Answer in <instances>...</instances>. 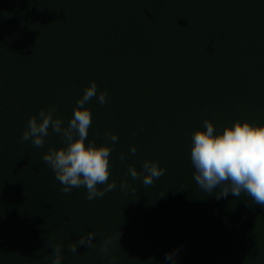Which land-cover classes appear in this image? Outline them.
Masks as SVG:
<instances>
[{"label": "trees", "instance_id": "trees-1", "mask_svg": "<svg viewBox=\"0 0 264 264\" xmlns=\"http://www.w3.org/2000/svg\"><path fill=\"white\" fill-rule=\"evenodd\" d=\"M93 81L86 143L112 149L116 189L89 201L42 159L60 136L22 135L41 109L67 126ZM206 119L264 126V0H0V264H52L54 244L62 264H264V207L194 180ZM145 161L165 169L147 187L127 174ZM91 231L94 249L68 251Z\"/></svg>", "mask_w": 264, "mask_h": 264}, {"label": "clouds", "instance_id": "clouds-1", "mask_svg": "<svg viewBox=\"0 0 264 264\" xmlns=\"http://www.w3.org/2000/svg\"><path fill=\"white\" fill-rule=\"evenodd\" d=\"M97 84L93 81L84 90L82 98L76 102V109L67 126L63 120L54 115L57 111L50 108L47 112L41 109L36 116H32L22 140L38 148L44 147L49 130L62 138L63 146L59 149H50L43 156L60 182L62 192L69 194L73 188L85 187L89 201L102 198L106 193L116 189V183H109L110 154L112 149L107 145L97 146L87 141L89 128L92 123L91 112L85 107L89 101L97 97ZM107 91L99 92L98 102L104 106L107 102ZM107 139L115 144L118 137L112 134ZM191 164L194 167V180L201 190L212 195L215 190L216 198L227 197L231 193L235 197L245 194L251 199V204L264 207V126H256L247 121L237 120L232 126L225 127L218 133L212 122L205 120L203 130H197L191 137ZM131 154L135 155V146L130 147ZM121 162L126 160L125 154L119 157ZM143 173L134 166L128 168L133 180L142 178L145 187L153 185L155 179L164 175L165 169L157 163L145 161L142 165ZM98 186H105L102 190ZM128 187L122 181L120 188L123 191ZM95 231L71 244L68 251L77 253V246L95 248L93 238ZM120 233L118 236V240ZM115 247V238L104 239L100 245L102 256H107L111 248ZM52 264H62V248L60 244L52 245ZM175 254H166V260H174ZM114 259V258H113Z\"/></svg>", "mask_w": 264, "mask_h": 264}]
</instances>
